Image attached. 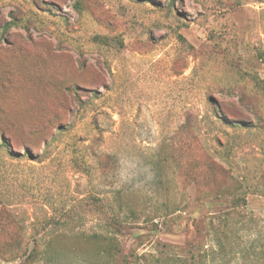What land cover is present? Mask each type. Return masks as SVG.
I'll return each mask as SVG.
<instances>
[{"label":"rangeland","instance_id":"obj_1","mask_svg":"<svg viewBox=\"0 0 264 264\" xmlns=\"http://www.w3.org/2000/svg\"><path fill=\"white\" fill-rule=\"evenodd\" d=\"M35 241L264 264V0H0V250Z\"/></svg>","mask_w":264,"mask_h":264},{"label":"trees","instance_id":"obj_2","mask_svg":"<svg viewBox=\"0 0 264 264\" xmlns=\"http://www.w3.org/2000/svg\"><path fill=\"white\" fill-rule=\"evenodd\" d=\"M218 245L225 246L220 238H218ZM47 251L48 247L46 246V249H44L37 241H35L31 247L29 245L24 246L20 242H10L2 247L0 255L3 256L7 262H17V264H37L42 260L41 256H45ZM103 253L104 257L107 258V264H152L154 262L159 263L160 260L159 258H157V260L153 259L155 256L147 253L141 254L136 250L133 251L132 245L127 247L117 241L110 243L108 248L103 250ZM172 260L175 264L185 263L180 256H175L173 259H170L171 262Z\"/></svg>","mask_w":264,"mask_h":264}]
</instances>
